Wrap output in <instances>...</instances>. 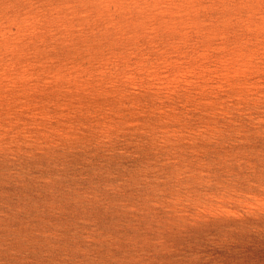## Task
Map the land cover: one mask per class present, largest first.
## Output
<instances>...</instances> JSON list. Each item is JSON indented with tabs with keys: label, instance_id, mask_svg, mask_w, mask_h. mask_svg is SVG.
<instances>
[{
	"label": "rangeland",
	"instance_id": "obj_1",
	"mask_svg": "<svg viewBox=\"0 0 264 264\" xmlns=\"http://www.w3.org/2000/svg\"><path fill=\"white\" fill-rule=\"evenodd\" d=\"M8 1L0 264H264V0Z\"/></svg>",
	"mask_w": 264,
	"mask_h": 264
},
{
	"label": "bare ground",
	"instance_id": "obj_2",
	"mask_svg": "<svg viewBox=\"0 0 264 264\" xmlns=\"http://www.w3.org/2000/svg\"><path fill=\"white\" fill-rule=\"evenodd\" d=\"M5 1H6V0H5ZM23 1H24V0H23ZM32 1H33V0H32ZM32 1H30V2L32 3ZM40 1H41V0H40ZM40 1H39V2H40ZM45 1L47 2V0H45ZM45 1H43V2H45ZM55 1H57V0H55ZM73 1H74V0H73ZM102 1H104V0H102ZM102 1H101V2H102ZM105 1H107V0H105ZM110 1H111V0H110ZM110 1L108 0L107 2H110ZM257 1H258V0H257ZM3 2H4V0H3ZM3 2H2V4H3ZM10 2H11V1H10ZM10 2L8 1L7 4L9 5ZM12 2H13V0H12ZM12 2H11V3H12ZM24 2H25V1H24ZM24 2H23V3H24ZM27 2H28V1H27ZM30 2H28V3L30 4ZM33 2H34V1H33ZM46 2H45V3H46ZM48 2H49V1H48ZM50 2H52V0H50ZM57 2H58V1H57ZM61 2H62V1H61ZM63 2H64V1H63ZM66 2H68V1L66 0L65 3H66ZM78 2H81V5H82V8H83L84 12L88 14V12H90V11L93 10L92 7H94V6L97 5L98 0H97V2H96V5H95V0H79ZM78 2H75V1H74V3H76V5H77ZM99 2H100V0H99ZM101 2H100V4H102L101 6L104 5V7H106V5H105L106 2H105V3H103V2L101 3ZM111 2H112V1H111ZM121 2H122V1H121ZM125 2H126V1H125ZM138 2H139V1H138ZM0 3H1V2H0ZM11 3H10V4H11ZM14 3L19 5V4H20V1H18V0H14ZM25 3H26V2H25ZM37 3H38V2H37ZM40 3H41V2H40ZM45 3H44V4H45ZM52 3H53V2H52ZM72 3H73V2H72ZM142 3H143V2H142ZM144 3H145V2H144ZM2 4L0 5V7L2 6ZM4 4H5V3H4ZM15 4H14V5H15ZM42 4H43V3H42ZM42 4H38V5H42ZM46 4H47V3H46ZM46 4L43 5L42 8H41V6H40V10H41V9L43 10V9L47 8L48 6H46ZM58 4H59V3H58ZM66 4H67V3H66ZM100 4L98 3V6H99ZM109 4H110V3H109ZM109 4H108V5H109ZM134 4H135V3H134ZM12 5H13V4H12ZM31 5H32V4H31ZM49 5H50V4H49ZM51 5H52V4H51ZM59 5H61V4H59ZM59 5H58V6H53V5H52L53 7H57V9L59 8L58 10L55 11L56 13H57V11H60V12H61V11H62V12L64 11V12H67V11H70L69 9H71V8L67 9V7L64 8L63 6H64L65 4H64V5H61L62 7H59ZM68 5L71 6V4H67V6H68ZM73 5H74V4H73ZM73 5H72V8H74V6H75V5H74V6H73ZM108 5H107V6H108ZM142 5H144V4H142ZM145 5H146V4H145ZM9 6H10V5H9ZM9 6H8V7H9ZM22 6H24V5H22ZM22 6H20V8H21ZM25 6H26V5H25ZM33 6H34V4H33ZM33 6H28V7L31 8V7H33ZM45 6H46V7H45ZM52 6H49V7H52ZM70 6H69V7H70ZM255 6H256V4H255ZM258 6H259V5H258ZM3 7H4V5H3ZM11 7H12V6H11ZM11 7H10V8H11ZM13 7H14V6H13ZM15 7H16V6H15ZM28 7H27V9H29ZM35 7H36V5H35ZM38 7H39V6H37V9H38ZM43 7H45V8H43ZM49 7L47 8L48 10L45 9V11L48 12V11L50 10ZM76 7H77V6H76ZM128 8H129V7H128ZM135 8H136V7H135ZM3 9H6V8L4 7ZM12 9H15V8H12ZM17 9H18V8H17ZM22 9L25 10L24 7H23ZM32 9H33V8H32ZM32 9H31V10H32ZM65 9H66V11H65ZM212 9H213V8H212ZM10 10H11V9H10ZM18 10H19V9H18ZM18 10H17V11H18ZM34 10H35V8H34ZM34 10H33V12H32V11H30V12H32V13L34 14V16H35V15H39V13H37V10H35L36 13L34 12ZM53 10H54V9H53ZM53 10H52V8H51V10H50V13H52V15L54 14V11H53ZM73 10H75V9H73ZM5 11H6V10H5ZM75 11H76V10H75ZM77 11H78V10H77ZM79 11H80V10H79ZM79 11H78V12H79ZM81 11H82V10H81ZM127 11H128V10H127ZM240 11H241V10H240ZM18 12H19V11H18ZM27 12H29V11H27ZM30 12H29V14H30ZM62 12H61V13H62ZM64 12H63V13H64ZM72 12L75 13V12L72 11V9H71V13H72ZM99 12H100V11H99ZM1 13H3L2 10H1ZM6 13H7V11H6ZM8 13H9V12H8ZM14 13H15V12H14ZM40 13H41V12H40ZM42 13H43V12H42ZM42 13H41V14H42ZM44 13H45V12H44ZM44 13H43V16H44L45 19H46L47 16H45ZM61 13L58 12V15H61ZM63 13H62V14H63ZM68 13H69V12H68ZM73 13H72V15H73ZM81 13H83V12H81ZM90 13H92V12H90ZM90 13H89V14H90ZM15 14H16V13H15ZM29 14H28V15H29ZM41 14H40V15H41ZM45 14H48V13H45ZM17 15H18V14H17ZM20 15H21V14H20ZM28 15L26 14L25 17H27ZM49 15H50V14H49ZM58 15H57V14H56V15L54 14L53 17L58 16ZM64 15H65V14H64ZM66 15H67V14H66ZM69 15H70V14H69ZM69 15H68V16H69ZM82 15H83V14H82ZM82 15H81V16H82ZM11 16H12V15H11ZM13 16H14V15H13ZM13 16H12V17H13ZM15 16H16V15H15ZM15 16H14V17H15ZM23 16H24V13H23ZM29 16H32V14L29 15ZM43 16H41V17H43ZM61 16H62V15H61ZM61 16H60V17H61ZM68 16H67V17H68ZM18 17H19V16H18ZM41 17H40V18H41ZM50 17H52V16H50ZM67 17L64 16L65 21H66V18H67ZM69 17H71V16H69ZM69 17H68V18H69ZM72 17H74V15H73ZM82 17H84V15H83ZM3 18H4V16H3ZM34 18H35V17H34ZM34 18H33V19H34ZM38 18H39V17H38ZM38 18L36 17V19H38ZM48 18H49V17H48ZM56 18H58V17H56ZM56 18H55V19H56ZM9 19H10V18H9ZM9 19L7 20V22H5V20H3V21L6 23L5 25L8 24ZM17 19H18V18H17ZM52 19H54V18H52ZM70 19H71V18H70ZM129 19H130V17H129ZM15 20H16V17H15ZM20 20H22V25H24L23 21H24L25 23L27 22L26 20H23V18L20 19ZM29 20H30V19L28 18V21H29ZM34 20H35V19H34ZM39 20H43V19H42V18H41V19H38V22H39ZM59 20H63V18L61 17L60 19H57L58 23H59ZM71 20H74V19H71ZM18 21H19V20H18ZM35 21H37V20H35ZM48 21H49V20H48ZM54 21H55V20H54ZM57 21H56V22H57ZM67 21H68V20H67ZM262 21H263V20H262ZM31 22H33V21L31 20ZM49 22H50V21H49ZM60 22H62V21H60ZM70 22H71V21H70ZM130 22H134V20L131 19ZM9 23H10V26H11V21H10ZM15 23H16V22H15ZM15 23H12V24H15ZM19 23H21V22H18L17 25H20ZM29 23H30V21H29ZM40 23H41V21H40ZM43 23H44V22H43ZM46 23H47V25H48V22H46ZM46 23H44V24H46ZM51 23H53L52 20H51ZM51 23H49V24L52 25V26L54 27V25H53L54 23H53V24H51ZM67 23H68V25H69V21H68ZM26 24H27V23H26ZM41 24H42V23H41ZM44 24H42V25H44ZM55 24H56V23H55ZM60 24H66V23H64V21H63V23H60ZM71 24H73V23L71 22ZM235 24H236V23H235ZM239 24H240V23H239ZM1 25H2V26L4 25V24H2V21H1L0 26H1ZM15 25H16V24H15ZM15 25H14V26H15ZM22 25H21V26H22ZM30 25H31V23H30ZM33 25L36 26L37 24H33ZM38 25H39V24H38ZM42 25H40V26L37 28V30H39V29L41 30V26H42ZM50 25H49V27H51ZM66 25H67V24H66ZM2 26H1V27H2ZM21 26H20V27H21ZM25 26H26V25H24V27H25ZM27 26H28V25H27ZM27 26H26V27H27ZM45 26H46V25H45ZM59 26H60V25H59ZM59 26H56V27H59ZM64 26H65V25H64ZM69 26H70V25H69ZM8 27H9V26H8ZM8 27H7V28H8ZM15 27H16V26H15ZM20 27H19V28H20ZM22 27H23V26H22ZM29 27H30V26L27 27L26 32H27V31L29 32V30H28ZM53 27H51V28H53ZM2 28H3V27H2ZM7 28H6V26H5V28L0 29V32H1L2 30H4V29L6 30ZM19 28H15V30H16V29H19ZM32 28H34V27H32ZM43 28H48V27H47V26H46V27L43 26ZM65 28H66V26H65ZM67 28H68V26H67ZM25 29H26V28H25ZM25 29H23V30L21 29V30L24 31ZM30 29H31V28H30ZM35 29H36V28H35ZM35 29H31V30H33L32 32H35ZM5 30H4V31H5ZM21 30L18 31V32H21ZM37 30H36V32H37ZM40 30H39V31H40ZM46 30H47V29H46ZM49 30L51 31L50 28H49ZM49 30H48V31H49ZM56 30H57V29H56ZM65 30H67V29H65ZM101 30H102V29H101ZM13 31H14V30H13ZM16 31H17V30H16ZM16 31H15V33H16ZM42 31H43V29H42ZM5 32H7V31H5ZM5 32H3V33L5 34L4 37H7V36H8V37H10V39L13 37L11 40H13V39L15 38L14 35H13L14 33L12 34L13 36H9V35L6 36V33H5ZM9 32H11L10 28H9ZM26 32H25V33H26ZM42 33H44V32H41V34H40V32H39V35H42ZM45 33H47V31H46ZM48 33H49V32H48ZM7 34H8V33H7ZM9 34H10V33H9ZM17 34H18V33H17ZM20 34H21V33H20ZM22 34H23V32H22ZM26 34H27V33H26ZM36 34L38 35V33H35L34 35L36 36ZM49 34H50V33H49ZM2 35H3V34H2ZM10 35H11V34H10ZM31 35H32V34H30V36H31ZM34 35H32V36H34ZM22 36H23V35H22ZM19 37H20V36H19ZM81 37H82V36H81ZM0 38H1V37H0ZM2 38H3V36H2ZM22 38H23V37H22ZM4 39H5V38H4ZM4 39H3V40H4ZM19 39H20V40H16V39H14V42H15V41H20V42H21L22 39H21V38H19ZM24 39H25V38H24ZM24 39H23V40H24ZM0 40H1V39H0ZM6 40H7V39H6ZM11 40H9V41H11ZM9 41H3V43H1V41H0V44H1L0 46H2V47H4V46L6 47V45L8 46V45H9ZM24 41H25V40H24ZM24 41H23V43H24ZM10 44H12V45L14 46L13 43H10ZM19 44H20V43H19ZM3 45H4V46H3ZM12 45H10V46L12 47ZM17 46H18V43H17ZM8 47H9V46H8ZM11 47H10V48H11ZM20 47H21V46H19V48H20ZM76 47H77V46H76ZM13 48H15V47H13ZM21 48H22V47H21ZM1 49H3V48H1ZM10 50H11V49H10ZM10 50L8 49V51H6V52H11ZM12 50H13V49H12ZM0 51H1V50H0ZM3 51H4V50H3ZM3 51H1V54H2ZM15 52H16V51H14L13 53H15ZM77 52H78V51H77ZM3 53H5V51H4ZM74 53H76V52H74ZM3 55H4V54H3ZM0 57H2V56H0ZM6 57H7V56H6ZM8 57H9V56H8ZM146 59H147V58H146ZM25 69H26V68H25ZM41 69H42V68H41ZM206 70H207V69H206ZM225 71H226V70H225ZM51 76H52V75H51ZM137 76H138V75H137ZM29 78H30V77H29ZM115 79H116V78H115ZM133 82H134V81H133ZM144 84H145V83H144ZM155 85H156V84H155ZM208 89H209V88H208ZM97 91H98V90H97ZM144 94H145V93H144ZM15 96H16V95H15ZM11 97H12V96H11ZM206 99H207V98H206ZM204 101H205V100H204ZM125 102H126V101H125ZM108 103H109V102H108ZM135 103H136V102H135ZM153 103H154V102H153ZM180 104H181V103H180ZM232 105H233V104H232ZM124 106H125V105H124ZM135 107H136V106H135ZM181 107H182V106H181ZM208 108H209V107H208ZM186 110H187V109H186ZM195 113H196V112H195ZM217 113H218V112H217ZM229 113H230V112H229ZM244 113H245V112H244ZM169 116H170V115H169ZM185 117H186V116H185ZM213 117H214V116H213ZM217 118H218V117H217ZM143 119H144V118H143ZM145 120H146V119H145ZM211 120H212V119H211ZM163 121H164V120H163ZM141 122H142V121H141ZM184 124H185V123H184ZM254 124H255V123H254ZM4 126H5V125H4ZM219 127H220V126H219ZM0 129H1V128H0ZM144 129H145V128H144ZM175 129H176V128H175ZM243 129H244V128H243ZM234 130H235V129H234ZM11 131H12V130H11ZM15 131H16V130H15ZM172 131H173V130H172ZM224 131H225V130H224ZM236 132H238V131H236ZM240 132H241V131H240ZM60 133H61V132H60ZM186 133H187V132H186ZM242 133H243V132H242ZM10 134H11V133H10ZM172 134H173V133H172ZM220 134H221V133H220ZM81 135H82V134H81ZM241 135H242V134H241ZM1 136H2V135H1ZM142 136H143V135H142ZM233 136H234V135H233ZM11 137H12V136H11ZM163 137H164V136H163ZM199 137H200V136H199ZM126 138H127V137H126ZM115 139H116V138H115ZM218 139H219V138H218ZM179 140H180V139H179ZM92 141H93V140H92ZM196 141H197V140H196ZM23 142H24V141H23ZM48 142H49V141H48ZM180 142H181V140H180ZM14 143H15V142H14ZM89 143H91V142H89ZM190 143H191V142H190ZM243 143H244V142H243ZM94 144H95V143H94ZM211 144H212V143H211ZM237 144H238V143H237ZM28 145H29V144H28ZM30 145H31V144H30ZM57 145H58V144H57ZM180 145H181V144H180ZM182 145H183V144H182ZM205 145H206V144H205ZM245 145H246V144H245ZM5 146H6V145H5ZM11 146H12V145H11ZM62 146H63V145H62ZM78 146H79V145H78ZM164 146H165V145H164ZM193 146H194V145H193ZM254 146H255V145H254ZM21 147H22V146H21ZM46 147H47V146H46ZM3 148H4V147H3ZM43 148H44V147H43ZM63 148H64V147H63ZM100 148H101V147H100ZM40 149H41V148H40ZM55 149H56V148H55ZM55 149H54V150H55ZM136 149H137V148H136ZM214 149H215V148H214ZM205 150H206V149H205ZM208 150H209V149H208ZM252 150H253V149H252ZM43 151H44V150H43ZM95 151H96V150H95ZM110 151H111V150H110ZM212 151H213V150H212ZM217 151H218V150H217ZM243 151H245V150H243ZM57 152H58V151H57ZM114 152H115V151H114ZM116 152H117V151H116ZM41 153H42V152H41ZM52 153H53V152H52ZM82 153H83V152H82ZM117 153H118V152H117ZM133 153H134V152H133ZM177 153H178V152H177ZM244 153H245V152H244ZM244 153H243V154H244ZM2 154H3V153H2ZM30 154H32V153H30ZM50 154H51V153H50ZM63 154H64V153H63ZM79 154H80V153H79ZM144 154H145V153H144ZM150 154H152V152H151ZM223 154H224V153H223ZM3 155H5V154H3ZM44 155H46V154H44ZM152 155H153V154H152ZM10 156H11V155H10ZM58 156H59V155H58ZM118 156H119V155H118ZM256 156H257V155H256ZM2 157H3V156H2ZM33 157H34V156H33ZM36 157H37V156H36ZM40 157H41V156H40ZM44 157H45V156H44ZM48 157H49V156H48ZM103 157H104V156H103ZM111 157H112V156H111ZM240 157H241V156H240ZM258 157H259V156H258ZM30 158H31V156H30ZM42 158H43V157H42ZM42 158H41V159H42ZM70 158H71V157H70ZM128 158H129V157H128ZM134 158H135V157H134ZM225 158H226V157H225ZM105 159H106V158H105ZM10 160H11V159H10ZM15 160H16V159H15ZM36 160H37V159H36ZM63 160H64V159H63ZM68 160H69V158H68ZM90 160H91V159H90ZM115 160H116V159H115ZM5 161H6V160H5ZM52 161H55V160H52ZM59 161L61 162V160H59ZM93 161H94V160H93ZM8 162H9V161H8ZM34 162H35V161H34ZM56 162H57V161H56ZM252 162H253V161H252ZM257 162H258V161H257ZM38 163H39V162H38ZM107 163H108V162H107ZM128 163H129V162H128ZM207 163H208V162H207ZM19 164H20V163H19ZM19 164H18V165H19ZM40 164H41V163H40ZM108 164H109V163H108ZM261 164H262V163H261ZM157 165H158V164H157ZM160 165H161V164H160ZM24 166H25V165H24ZM105 166H106V165H105ZM216 166H217V165H216ZM220 166H221V165H220ZM39 167H40V166H39ZM129 167H130V166H129ZM21 168H22V167H21ZM84 168H85V167H84ZM111 168H112V167H111ZM217 168H218V167H217ZM244 168H245V167H244ZM16 169H17V168H16ZM56 169H57V168H56ZM201 169H202V168H201ZM20 170H21V169H20ZM20 170H19V171H20ZM93 170H94V169H93ZM139 170H140V169H139ZM239 170H240V169H239ZM17 172H18V171H16V173H17ZM28 172H29V171H28ZM38 172H39V171H38ZM123 172H124V171H123ZM39 173H40V172H39ZM42 173H43V172H42ZM106 173H107V172H106ZM120 173H121V172H120ZM124 173H125V172H124ZM209 173H210V172H209ZM1 174H2V173H1ZM60 174H61V173H60ZM62 174H63V173H62ZM2 175H3V174H2ZM94 175H95V174H94ZM99 175H100V174H99ZM195 175H196V174H195ZM217 175H218V174H217ZM253 175H254V174H253ZM15 176H16V175H15ZM21 176H22V175H21ZM210 176H211V175H210ZM24 177H25V176H24ZM89 177H90V176H89ZM100 177H101V176H100ZM104 177H105V176H104ZM113 177H115V176H113ZM13 178H14V177H13ZM26 178H27V177H26ZM28 178H29V177H28ZM33 179H34V178H33ZM36 179H37V178H36ZM118 179H120V178H118ZM122 179H123V178H122ZM11 180H12V179H11ZM17 180H19V179H17ZM17 180H16V181H17ZM40 180H41V178H40ZM60 180H61V179H60ZM77 181H78V180H77ZM124 181H125V180H124ZM217 181H218V180H217ZM229 181H230V180H229ZM1 182H3V181H1ZM72 182H73V181H72ZM249 182H250V181H249ZM50 183H51V182H50ZM58 183H59V182H58ZM81 183H82V182H81ZM35 184H36V183H35ZM127 184H128V183H127ZM129 184H130V183H129ZM141 184H143V183H141ZM237 184H238V183H237ZM247 184H248V183H247ZM11 185H12V184H11ZM19 185H20V184H19ZM44 185H45V184H44ZM131 185H132V184H131ZM202 185H203V184H202ZM83 186H84V185H83ZM153 186H154V185H153ZM25 188H26V187H25ZM85 188H86V186H85ZM89 188H91V187H89ZM7 189H8V188H7ZM86 189H87V188H86ZM118 189H119V188H118ZM120 189H121V188H120ZM132 189H133V188H132ZM153 189H154V188H153ZM159 189H160V188H159ZM218 189H219V188H218ZM137 190H138V189H137ZM127 191H129V190H127ZM230 191H231V190H230ZM3 192H4V191H3ZM100 192H101V191H100ZM25 193H26V191H25ZM44 193H45V192H44ZM75 193H76V192H75ZM13 194H14V193H13ZM16 194H17V193H16ZM93 194H94V193H93ZM3 195H4V194H3ZM20 195H21V194H20ZM46 195H47V194H46ZM70 195H71V194H70ZM171 195H172V194H171ZM110 196H111V195H110ZM217 196H218V195H217ZM240 196H241V195H240ZM78 197H79V196H78ZM105 197H106V196H105ZM23 198H24V197H23ZM40 198H41V197H40ZM48 198H49V197H48ZM112 198H113V197H112ZM112 198H111V199H112ZM138 198H139V197H138ZM127 199H128V198H127ZM27 200H28V199H27ZM50 200H51V199H50ZM83 200H84V199H83ZM94 200H95V199H94ZM216 200H217V199H216ZM28 201H29V200H28ZM48 201H49V200H48ZM86 201H87V200H86ZM115 201H116V200H115ZM153 201H154V200H153ZM46 202H47V200H46ZM52 202H54V201H52ZM74 202H75V201H74ZM96 202H97V201H96ZM63 204H64V203H63ZM86 204H87V203H86ZM185 204H186V203H185ZM226 204H227V203H226ZM117 205H118V204H117ZM180 205H181V204H180ZM47 206H48V205H47ZM67 206H68V205H67ZM103 206H104V205H103ZM170 206H171V205H170ZM170 206H169V207H170ZM196 206H197V205H196ZM198 206H199V205H198ZM235 206H236V205H235ZM76 207H77V206H76ZM92 207H93V206H92ZM207 207H208V206H207ZM241 207H242V206H241ZM13 208H14V207H13ZM21 208H22V207H21ZM126 208H127V207H126ZM153 208H154V207H153ZM246 208H247V206H246ZM251 208H252V207H251ZM75 209H76V208H75ZM94 209H95V208H94ZM143 209H144V208H143ZM147 209H148V208H147ZM149 209H150V208H149ZM248 209H249V207H248ZM88 210H89V209H88ZM105 210H106V209H105ZM151 210H152V209H151ZM153 210H154V209H153ZM207 210H208V208H207ZM91 211H92V210H91ZM155 211H157V210H155ZM258 211H260V209H259ZM124 212H125V211H124ZM165 212H166V211H165ZM224 212H225V211H224ZM249 212H250V211H249ZM249 212H247V213H249ZM15 213H16V212H15ZM40 213H41V212H40ZM118 213H119V212H118ZM125 213H126V212H125ZM133 213H134V212H133ZM221 213H222V212H221ZM29 214H30V213H29ZM116 214H117V212H116ZM152 214H153V213H152ZM177 214H178V213H177ZM198 214H200V213H198ZM201 214H202V213H201ZM254 214H255V213H254ZM258 214H259V213H258ZM143 215H144V214H143ZM189 215H190V214H189ZM195 215H196V213H195ZM114 216H115V215H114ZM147 216H148V215H147ZM175 216H176V215H175ZM178 216H180V215L178 214ZM185 216H186V215H185ZM218 216H219V215H218ZM224 216H225V215H224ZM224 216H223V217H224ZM42 217H43V216H42ZM118 217H119V216H118ZM163 217H164V215H163ZM219 217H220V216H219ZM239 217H241V216H239ZM242 217H243V216H242ZM251 217H252V216H251ZM64 218H65V217H64ZM153 218H154V217H153ZM157 218H158V217H157ZM167 218H168V217H167ZM170 218H171V217H170ZM174 218H175V217H174ZM181 218H184V217H181ZM181 218H180V219H181ZM209 218H210V217H209ZM220 218H221V217H220ZM232 218H233V217H232ZM234 218H235V217H234ZM252 218H253V217H252ZM120 219H121V218H120ZM184 219H185V218H184ZM198 219H199V218H198ZM203 219H204V218H203ZM236 219H237V218H236ZM36 220H37V219H36ZM115 220H116V219H115ZM149 220H150V219H149ZM165 220H166V219H165ZM193 220H194V219H193ZM206 220H207V219H206ZM217 220H218V219H217ZM251 220H252V219H251ZM168 221H170V220H168ZM190 221H191V220H190ZM211 221H212V220H211ZM213 221H214V220H213ZM253 221H254V220H253ZM52 222H53V221H52ZM180 222H181V221H180ZM126 223H127V222H126ZM157 223H158V222H157ZM170 223H171V222H170ZM194 223H195V222H194ZM194 223H193V224H194ZM220 223H221V222H220ZM76 224H77V223H76ZM147 224H148V223H147ZM166 224H167V223H166ZM171 224H172V223H171ZM189 224H190V223H189ZM191 224H192V223H191ZM204 224H205V223H204ZM206 224H207V222H206ZM148 225H149V224H148ZM150 225H151V224H150ZM158 225H159V224H158ZM179 225H180V224H179ZM202 225H203V224H202ZM210 225H211V224H210ZM156 226H157V225H156ZM169 226H170V225H169ZM194 226H195V225H194ZM204 226H205V225H204ZM15 227H16V226H15ZM144 227H145V226H144ZM149 227H150V226H149ZM163 227H164V226H163ZM208 227H209V226H208ZM208 227H207V228H208ZM211 227H213V226H211ZM167 229H168V227H167ZM170 229H172V228H170ZM63 230H64V229H63ZM216 230H217V229H216ZM57 231H58V230H57ZM83 231H84V230H83ZM152 231H153V230H152ZM234 231H235V230H234ZM155 232H156V231H155ZM160 232H161V231H160ZM162 232H163V230H162ZM223 232H224V231H223ZM80 233H81V232H80ZM85 233H86V232H85ZM171 233H172V232H171ZM91 234H92V233H91ZM121 235H122V234H121ZM150 235H151V234H150ZM156 235H157V234H156ZM166 235H167V234H166ZM33 236H34V235H33ZM148 236H149V235H148ZM157 237H158V236H157ZM161 237H162V236H161ZM25 238H26V237H25ZM46 238H47V237H46ZM62 238H63V237H62ZM110 238H111V237H110ZM140 239H141V237H140ZM142 239H143V238H142ZM147 240H148V239H147ZM168 240H169V239H168ZM136 242H137V241H136ZM138 242H139V241H138ZM159 242H160V241H159ZM30 243H31V242H30ZM173 243H174V242H173ZM130 244H131V243H130ZM161 244H162V243H161ZM174 244H175V243H174ZM11 245H12V244H11ZM158 245H159V244H158ZM162 245H163V244H162ZM16 246H17V245H16ZM105 246H106V245H105ZM9 247H10V246H9ZM39 247H40V246H39ZM135 247H136V246H135ZM112 249H114V248H112ZM123 249H124V248H123ZM125 249H126V248H125ZM129 250H130V249H129ZM158 250H159V249H158ZM155 251H156V250H155ZM14 252H15V251H14ZM191 252H192V251H191ZM140 253H141V252H140ZM157 253H158V252H157ZM4 254H5V253H4ZM122 254H123V253H122ZM124 254H125V253H124ZM124 254H123V255H124ZM132 255H133V254H132ZM147 255H148V254H147ZM28 257H29V256H28ZM120 257H121V256H120ZM132 257H133V256H132ZM14 258H15V257H14ZM31 258H32V257H31ZM148 260H150V259H148ZM175 261H176V260H175ZM9 262H10V261H9ZM17 262H18V261H17ZM10 264H11V263H10ZM157 264H158V263H157Z\"/></svg>",
	"mask_w": 264,
	"mask_h": 264
}]
</instances>
